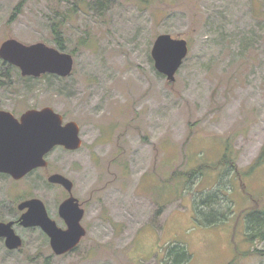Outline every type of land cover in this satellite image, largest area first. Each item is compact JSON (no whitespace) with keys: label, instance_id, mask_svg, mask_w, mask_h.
<instances>
[{"label":"rangeland","instance_id":"1","mask_svg":"<svg viewBox=\"0 0 264 264\" xmlns=\"http://www.w3.org/2000/svg\"><path fill=\"white\" fill-rule=\"evenodd\" d=\"M18 1L0 0V44L56 47L51 21L83 6L62 32L71 74L23 76L0 58V108L50 106L78 124L80 148L47 158L74 182L86 233L56 255L36 231L3 264H264V0H28L14 15ZM161 33L189 46L173 82L151 56ZM41 195L60 222L63 191Z\"/></svg>","mask_w":264,"mask_h":264},{"label":"water","instance_id":"2","mask_svg":"<svg viewBox=\"0 0 264 264\" xmlns=\"http://www.w3.org/2000/svg\"><path fill=\"white\" fill-rule=\"evenodd\" d=\"M188 50V42L182 37L169 33L157 35L151 49L156 70L173 82ZM0 58L17 67L23 76L40 77L48 73L67 77L74 66L73 56L68 52L44 42L26 45L15 38L1 42ZM58 145L76 150L82 145V140L78 124L75 121L63 123L62 116L52 107L28 110L20 121L11 112L0 110V172L21 177L35 167L45 166V154ZM49 180L63 184L68 190L72 188V182L61 174H53ZM21 206L29 207L22 216V223L39 225L49 236L56 255L74 248L85 234L80 224L83 210L74 197L60 205V215L68 225L66 230L49 218L42 201L33 199ZM10 225L0 223V235H5L7 245L15 248L20 246V238Z\"/></svg>","mask_w":264,"mask_h":264},{"label":"flooded vegetation","instance_id":"3","mask_svg":"<svg viewBox=\"0 0 264 264\" xmlns=\"http://www.w3.org/2000/svg\"><path fill=\"white\" fill-rule=\"evenodd\" d=\"M31 109H41V108L30 107L24 110L20 115H15L12 111L0 108V110H6V111L11 112L18 121H20L21 116L25 112ZM57 147L63 148L66 151H74L71 149H67L61 145L55 146L54 148H57ZM52 150H50L44 156L47 162L45 166L35 167L31 169L30 171H28L27 173H25L21 177H14L10 173L0 172V223H4V224L11 223L10 228L20 238V246L11 248L7 245V237L5 235H0V264H3L6 260H13L15 263L20 262V259L16 258L15 254L21 253L22 248L29 244L30 239H31L30 235L34 234L36 231L37 232L39 231L40 233L42 232L47 237L49 241V245H50L49 236L46 234L45 231H43V229L39 225H25L22 223L23 214H25L29 210V207L21 206L25 202H28L33 199H38L42 201L49 218L53 220L59 228L66 230L68 228V225L66 221L64 220V218L60 215V205L66 199L74 197L78 203V206L83 210V215L80 220V224H81V221L85 214V208L82 204V201H79V199L73 195L74 182L71 180V178L68 175H66L64 172H62L61 170H56L55 168H53L51 163L48 161L47 156ZM131 172H132L131 162L129 161L128 164L122 168V177L123 178L128 177L130 179ZM53 174H61L65 176L66 178H68L72 182L71 190H68L63 184L50 181L49 178ZM41 185H43V189L48 192L49 198L55 196V189L60 188L63 191V198L61 199V201L58 203V206H57V213L59 217L61 218L60 222L50 216L48 212V205H47L45 196L43 197L41 195ZM127 185L126 186L129 187V191H126L125 185H122V187H120L118 191V194L120 197H123V199L125 200L127 199L126 192H129L128 199H129V202H131L132 199L136 198L135 186H133L132 184L130 185V180H128ZM155 194L157 193L155 192ZM151 203H153L154 205H156L157 203L159 204V206H157L155 209V213H157V215H160L162 214L163 212L162 208L167 204V201H164V200L159 201L155 199ZM123 213L124 215L127 216V218L130 221L132 211L130 209H127V210H124ZM81 226L85 229V227L82 224ZM85 233H86V229H85ZM134 234L136 237V233ZM83 237L84 236H82L78 244L74 248L69 250L68 252L70 251L72 252L75 249H77L78 245L82 242ZM135 237L129 240V242L134 244V242L132 241L135 239ZM129 247L130 249H132L131 246ZM68 252L64 254H67ZM182 261L184 262L185 260H182Z\"/></svg>","mask_w":264,"mask_h":264},{"label":"trees","instance_id":"4","mask_svg":"<svg viewBox=\"0 0 264 264\" xmlns=\"http://www.w3.org/2000/svg\"><path fill=\"white\" fill-rule=\"evenodd\" d=\"M28 0H19L16 5H15V10H14V15L17 13L22 12V9L24 7V5L27 3ZM103 0H98L99 3H102ZM69 9V10H68ZM66 12L60 14V19H55L53 21H51V25H50V31H51V35H52V40L55 44V46L62 50V51H67L66 50V45H65V37L63 36V29L64 26H66L67 22H70L73 18V13H77L79 10H83V6L82 3H78L75 2L70 8H68ZM9 67H11V65L8 64ZM47 74H45L44 76H46ZM48 76V75H47ZM226 156H224L220 163H225V158ZM256 162L257 164L259 163H263L264 162V143L260 149V152L256 158ZM199 170V168H198ZM197 170V171H198ZM194 172V171H193ZM210 211H213V209H211ZM215 211V210H214ZM258 215V221L263 222L264 223V212L263 211H259L256 212ZM255 223V221H254ZM175 257V261L178 260L179 258L177 256ZM185 259V258H184ZM179 261H182V259H179Z\"/></svg>","mask_w":264,"mask_h":264}]
</instances>
